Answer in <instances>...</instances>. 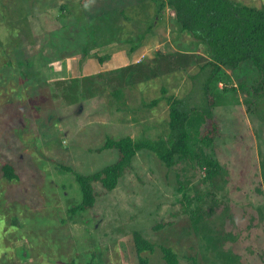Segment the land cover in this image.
<instances>
[{"label":"rangeland","instance_id":"1","mask_svg":"<svg viewBox=\"0 0 264 264\" xmlns=\"http://www.w3.org/2000/svg\"><path fill=\"white\" fill-rule=\"evenodd\" d=\"M136 1L121 0L126 16L119 17L96 0H0V264H139L136 232L156 245L144 254L149 264H165L163 246L180 264L193 257L199 264H264V96L253 91L258 76L250 62L211 85L220 132L209 146L201 137L210 68L202 66L211 54L181 32L170 8L163 12L168 27L158 26L163 55L148 51L138 67L96 82L50 81L48 69L64 57L84 58L85 49L114 40L139 43L148 24L138 8L147 6L150 21L159 18L152 2ZM232 1L264 7V0ZM171 96L193 109L192 161L169 168L141 150L116 189L95 184L94 207L72 215L82 192L58 164L88 175L117 161L116 150L99 151L108 137L165 138ZM210 161L219 170L208 179ZM6 163L19 179L5 178Z\"/></svg>","mask_w":264,"mask_h":264},{"label":"trees","instance_id":"2","mask_svg":"<svg viewBox=\"0 0 264 264\" xmlns=\"http://www.w3.org/2000/svg\"><path fill=\"white\" fill-rule=\"evenodd\" d=\"M145 1H151L154 4L155 15L159 20L163 12L170 8L175 14L181 32L191 34L197 41L206 44L209 48L211 59L202 66V70L210 68V72L203 85L205 98L203 116L206 120V128L201 141L206 146L212 145L219 135L220 125L213 113L215 99L211 85H216L222 80L227 74V69L235 71L240 68L241 64L250 62L257 70L258 76L257 85L253 87V91L258 96H264V7L258 8L232 0H137L135 3L140 4ZM81 5H86V3L81 2ZM62 9V15L67 16L66 9L64 7ZM119 15L125 17V10L121 9ZM126 19L132 20L131 17ZM147 24L148 27L142 39L155 28L156 21L153 20ZM137 47L136 44L131 43V51ZM89 51V48L84 50V58L80 60V66L89 56ZM108 58L109 56H102L98 57V60L103 64ZM240 87L244 89L247 86L242 83ZM231 89L236 91L235 87ZM224 90L229 91L227 88ZM165 91L166 89H163V92ZM166 99L170 109V133L165 138L134 140L131 136L120 139L108 137L99 151L116 150L118 152L117 161L88 175L70 166L58 164L62 170L75 176L82 192V201L70 209L72 215L94 207L98 198L95 184L99 183L106 191L116 189L121 178L131 169L135 156L141 150L156 154L169 168L177 163V159L192 161L188 123L193 109L183 99L174 96ZM161 101V98L155 99L145 107H156ZM208 165L210 167L207 174L209 179L218 172L219 168L213 161H210ZM3 174L10 181L19 179L16 168L11 163L3 165ZM134 243L139 256V264H149V258L144 254L154 253L156 245L140 232L135 233ZM162 252L165 264H180V258L173 248L163 246ZM191 261L193 264H199L195 257L191 258Z\"/></svg>","mask_w":264,"mask_h":264},{"label":"crops","instance_id":"3","mask_svg":"<svg viewBox=\"0 0 264 264\" xmlns=\"http://www.w3.org/2000/svg\"><path fill=\"white\" fill-rule=\"evenodd\" d=\"M95 1V0H94ZM97 4L100 7L105 8L106 11H111L115 8L114 13L116 10L120 12L119 6L120 5H126V3L122 4L121 0H96ZM148 2V1H145ZM143 2V4L145 3ZM116 4H118L116 6ZM136 4V3H135ZM134 4V5H135ZM142 4V3H140ZM140 4H137L140 5ZM151 1L148 2L147 5H150ZM116 6V7H115ZM140 6L138 9L142 10L141 14V20H143L145 23L150 22V17L143 14L147 6ZM155 11V7L153 8ZM118 12V14H119ZM119 17H121L119 15ZM169 17L165 19V17L162 15L160 20H156V22L160 21L159 25H156L155 28L147 34L139 43L136 45L138 46L135 50L131 51V42L128 40L126 42H119V41H110L109 43L106 42L100 46H92L89 48V56L85 58L83 64H82V70H80V66L78 63L83 58V56L80 55H74V56H67L64 57V59H61V62L59 65H57L59 68H52L48 69L50 70V81H60V80H67V79H88L89 81H95L99 80L101 77L104 76H110L111 73H118L119 76L122 75L120 73L124 72V69L126 70L129 67H138L143 61H141V58L146 57L148 51L155 53V55H163L164 53H161L163 51L162 49V38L160 37V32H158L159 27L164 28V26H167V23L169 22ZM158 27V28H157ZM168 27V26H167ZM153 45H155V51L153 49ZM92 51H98L91 55ZM102 56H109V58L102 64L99 62L98 57ZM79 57V58H78ZM155 57V56H154ZM154 59V58H153ZM136 61V63H134ZM95 62L99 63V66L95 64ZM53 67V66H52ZM80 70L81 73L78 72V75H76V71ZM53 71V72H52ZM52 72V73H51ZM107 73V74H105ZM77 77V78H76Z\"/></svg>","mask_w":264,"mask_h":264}]
</instances>
